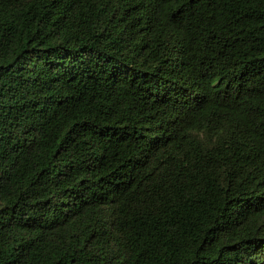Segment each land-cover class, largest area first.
Returning a JSON list of instances; mask_svg holds the SVG:
<instances>
[{
	"label": "trees",
	"instance_id": "trees-1",
	"mask_svg": "<svg viewBox=\"0 0 264 264\" xmlns=\"http://www.w3.org/2000/svg\"><path fill=\"white\" fill-rule=\"evenodd\" d=\"M0 264H264V0H0Z\"/></svg>",
	"mask_w": 264,
	"mask_h": 264
}]
</instances>
